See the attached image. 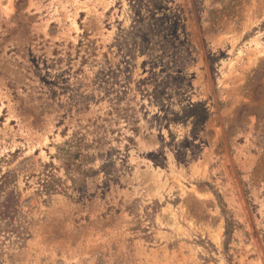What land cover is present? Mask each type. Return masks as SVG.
Listing matches in <instances>:
<instances>
[{
  "label": "rangeland",
  "instance_id": "1",
  "mask_svg": "<svg viewBox=\"0 0 264 264\" xmlns=\"http://www.w3.org/2000/svg\"><path fill=\"white\" fill-rule=\"evenodd\" d=\"M0 264H264V0H0Z\"/></svg>",
  "mask_w": 264,
  "mask_h": 264
},
{
  "label": "trees",
  "instance_id": "2",
  "mask_svg": "<svg viewBox=\"0 0 264 264\" xmlns=\"http://www.w3.org/2000/svg\"><path fill=\"white\" fill-rule=\"evenodd\" d=\"M198 106H201L198 105ZM193 107L194 109H198L199 107ZM190 115L193 116V120H192V124H193V128H192V132L196 131L197 127L199 126V124L201 123V120L204 119L206 117V111L202 110V111H196L195 113H191Z\"/></svg>",
  "mask_w": 264,
  "mask_h": 264
}]
</instances>
